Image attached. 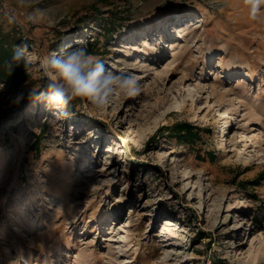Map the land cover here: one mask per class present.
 <instances>
[{"label": "rangeland", "instance_id": "rangeland-1", "mask_svg": "<svg viewBox=\"0 0 264 264\" xmlns=\"http://www.w3.org/2000/svg\"><path fill=\"white\" fill-rule=\"evenodd\" d=\"M259 17L243 0H0V31L31 65L18 86L0 78V264H264ZM67 45L135 75L140 94L74 101L66 119L10 106ZM179 122L202 129L195 149Z\"/></svg>", "mask_w": 264, "mask_h": 264}, {"label": "clouds", "instance_id": "clouds-1", "mask_svg": "<svg viewBox=\"0 0 264 264\" xmlns=\"http://www.w3.org/2000/svg\"><path fill=\"white\" fill-rule=\"evenodd\" d=\"M24 0H19L23 4ZM38 3L39 0H36ZM249 11V18L259 19L264 10V0H243ZM45 14L46 10L35 9ZM50 15V14H49ZM29 14V20L35 19ZM14 22V21H13ZM53 22L50 25H54ZM9 75L22 67L25 73L30 70L26 48H17L10 60L5 62ZM44 83L40 87L24 85V90L10 98V106H19L25 99L42 104L53 112L54 118H70L74 101L87 102L85 111L90 106L100 110L108 104L110 98L120 94L133 98L140 94V84L135 75L112 71L98 56L90 54L86 47L67 45L59 54L44 56L42 59Z\"/></svg>", "mask_w": 264, "mask_h": 264}, {"label": "trees", "instance_id": "trees-1", "mask_svg": "<svg viewBox=\"0 0 264 264\" xmlns=\"http://www.w3.org/2000/svg\"><path fill=\"white\" fill-rule=\"evenodd\" d=\"M9 38V34L3 35V33L0 31V78L8 80L15 87L20 83L25 82L28 75H26L22 67L16 68L13 74L9 75L8 70L5 67V62L11 59L13 53L16 50V47L20 44L21 37L11 39ZM89 53L92 54L94 53V51L90 50ZM171 130L172 134L176 137L178 142L187 144L189 145V148L192 149H195V143H197L202 138V129L187 122L176 123ZM45 132L46 128L44 129V131H41L40 136L38 137V143L34 145V149H36L37 152L40 151V147L38 145L41 142V139L44 136ZM208 157L211 160H214L215 154L213 152H209ZM215 264L228 263L216 261Z\"/></svg>", "mask_w": 264, "mask_h": 264}, {"label": "bare ground", "instance_id": "bare-ground-1", "mask_svg": "<svg viewBox=\"0 0 264 264\" xmlns=\"http://www.w3.org/2000/svg\"><path fill=\"white\" fill-rule=\"evenodd\" d=\"M208 60H207V62H211V61H215L216 60V58L214 59V55H209L208 57ZM237 74H236V72L235 71H229V76L230 77H235ZM252 80H254L255 79V77H252L251 78ZM211 103H212V101H210V105H211ZM219 111V116L222 118V120H223V124H225L226 122V120H225V117H224V113L222 112V110H218ZM225 131V128L223 129V131L222 132H224ZM223 138L224 139H222V145H221V147H226L227 148V139H225V135H223Z\"/></svg>", "mask_w": 264, "mask_h": 264}]
</instances>
